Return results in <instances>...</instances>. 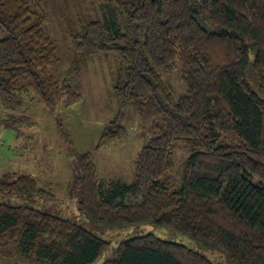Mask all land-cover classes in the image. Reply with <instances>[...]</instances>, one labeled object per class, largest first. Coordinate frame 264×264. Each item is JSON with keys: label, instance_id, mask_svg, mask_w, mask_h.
Wrapping results in <instances>:
<instances>
[{"label": "trees", "instance_id": "trees-1", "mask_svg": "<svg viewBox=\"0 0 264 264\" xmlns=\"http://www.w3.org/2000/svg\"><path fill=\"white\" fill-rule=\"evenodd\" d=\"M90 1L124 3L125 28L143 35L132 39L115 20L88 22L72 36L76 53L111 54L121 64L113 87L117 112L98 149L125 137L132 102H148L164 123L152 127L131 184L104 188L94 153L72 161L76 205L92 228L0 200V260L95 264L111 248L96 229H108L126 233L102 264H218L152 232L127 237L151 224L220 251L231 264H264V0ZM47 19L41 0H0V133L33 125L21 111L27 99L52 112L83 101L76 75L52 73L59 58ZM177 61L187 92L175 100L161 73ZM178 142L191 155L175 189L169 173ZM43 193L30 175L0 178V198Z\"/></svg>", "mask_w": 264, "mask_h": 264}, {"label": "rangeland", "instance_id": "rangeland-1", "mask_svg": "<svg viewBox=\"0 0 264 264\" xmlns=\"http://www.w3.org/2000/svg\"><path fill=\"white\" fill-rule=\"evenodd\" d=\"M41 6L48 18L44 28L55 42L59 58V65L52 73L59 79L76 75L73 87L83 96V101L71 107L63 104L52 112L43 104L26 100L21 111L30 117L33 125L17 130L5 129L0 133V178L7 173L30 175L44 193L38 197L6 194L0 200L11 205L34 207L92 228L88 217L81 214L76 205L79 184L75 181L78 173L72 161L78 162L84 153H94L104 188L111 189L117 183L131 184L137 178L139 153L150 142L152 127L164 123V118L148 102H132L125 124V137L98 149L105 125L117 112L113 87L121 64L111 54L90 56L76 53L71 44L72 36L88 22L115 20L120 21V29L127 31L132 39L142 40L143 35L130 27L125 28L129 24L122 16L125 14L124 3L116 7L90 0H41ZM161 75L175 100L186 94L178 61L170 72H162ZM172 153L174 167L169 177L174 188L178 189L181 186L180 172L191 151L184 142H178L173 144ZM139 228L127 237L152 232L164 240L184 244L215 263L231 264L220 251L205 248L196 240L176 234L171 229L159 230L151 224ZM96 231L111 242L109 251L95 263L102 264L115 256L116 247L125 238L126 232ZM0 264L17 263L0 260ZM22 264L29 263L24 261Z\"/></svg>", "mask_w": 264, "mask_h": 264}]
</instances>
